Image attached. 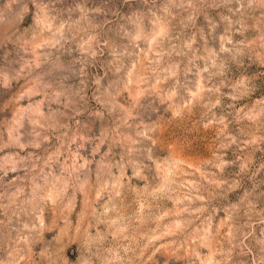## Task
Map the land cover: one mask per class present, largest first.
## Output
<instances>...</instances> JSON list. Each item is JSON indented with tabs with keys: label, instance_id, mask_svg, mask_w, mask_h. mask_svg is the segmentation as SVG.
<instances>
[{
	"label": "clouds",
	"instance_id": "1",
	"mask_svg": "<svg viewBox=\"0 0 264 264\" xmlns=\"http://www.w3.org/2000/svg\"><path fill=\"white\" fill-rule=\"evenodd\" d=\"M162 250L264 264V0H0V264Z\"/></svg>",
	"mask_w": 264,
	"mask_h": 264
},
{
	"label": "rangeland",
	"instance_id": "2",
	"mask_svg": "<svg viewBox=\"0 0 264 264\" xmlns=\"http://www.w3.org/2000/svg\"><path fill=\"white\" fill-rule=\"evenodd\" d=\"M167 135L171 139L170 146L175 148L178 155L191 156L196 149L200 147V144L195 142L197 137H195V135L186 136L181 128L169 129ZM198 139L202 141L203 137L201 136ZM164 242L166 243L167 241ZM170 259H175V257H169L168 252L162 250V252L158 254L157 264H165V261Z\"/></svg>",
	"mask_w": 264,
	"mask_h": 264
}]
</instances>
